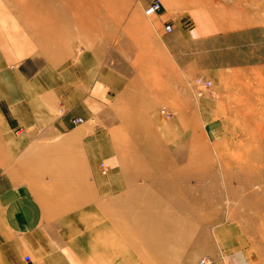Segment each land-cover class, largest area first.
<instances>
[{
	"label": "crops",
	"instance_id": "1",
	"mask_svg": "<svg viewBox=\"0 0 264 264\" xmlns=\"http://www.w3.org/2000/svg\"><path fill=\"white\" fill-rule=\"evenodd\" d=\"M6 10L0 0V264H159L165 239L171 264H264V199L248 200L251 211L238 200L237 215L198 243L195 187L181 195L177 184L164 200L159 116L149 114L159 110V40L144 41L153 62L133 78L92 50L68 62L12 46ZM237 94L211 93L203 106Z\"/></svg>",
	"mask_w": 264,
	"mask_h": 264
},
{
	"label": "rangeland",
	"instance_id": "2",
	"mask_svg": "<svg viewBox=\"0 0 264 264\" xmlns=\"http://www.w3.org/2000/svg\"><path fill=\"white\" fill-rule=\"evenodd\" d=\"M155 1L3 0L12 46L19 41L42 59L74 62L92 50L135 78L153 62L154 49L144 41L159 40V110L149 113L159 116V159L153 163L164 200L178 192L177 184L181 195L188 192L183 184L195 187L198 243L237 215L238 200L251 211L248 200L264 199V0H159L162 22L146 14ZM198 78L212 82L201 96ZM225 90L240 93L229 97L231 105L203 106L206 96L218 99ZM225 134L234 140L221 142ZM162 209L171 220V207ZM162 226L159 236H170L171 223ZM161 242L168 248L159 264H171L170 239ZM205 257L196 255V263Z\"/></svg>",
	"mask_w": 264,
	"mask_h": 264
},
{
	"label": "built area",
	"instance_id": "3",
	"mask_svg": "<svg viewBox=\"0 0 264 264\" xmlns=\"http://www.w3.org/2000/svg\"><path fill=\"white\" fill-rule=\"evenodd\" d=\"M163 9V4L159 1V0H156L152 5L149 6V8L147 9L146 11V14L147 15H154V14H158L162 11ZM166 31L168 33H171L173 31V27L171 25H168L166 27ZM196 87L198 88V95H202V91L203 89H210L212 88V82L210 80H206L204 78H198L196 80ZM163 113H166L165 110L162 111ZM76 123H80V122H83V119L82 118H76L74 120ZM103 167V172L106 173L107 172V169L105 168L104 165H102ZM26 259H29L28 257H26ZM211 262L210 258L208 257H205V258H202L198 264H209Z\"/></svg>",
	"mask_w": 264,
	"mask_h": 264
}]
</instances>
